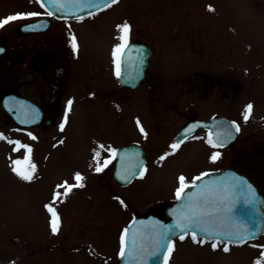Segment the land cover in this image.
Segmentation results:
<instances>
[{"label": "rangeland", "instance_id": "374dc122", "mask_svg": "<svg viewBox=\"0 0 264 264\" xmlns=\"http://www.w3.org/2000/svg\"><path fill=\"white\" fill-rule=\"evenodd\" d=\"M34 7L33 0H15V3L0 0V19L28 13ZM102 18L88 23V33L82 36L81 54L91 61L109 55L107 47L110 44L112 50L118 43L117 26L124 22L135 24L141 18L144 24L135 34L148 40L159 53L192 34L193 47L181 54L187 59L180 61L174 57L166 61L169 68H179L170 71L159 68L157 83L144 92L148 102L157 101L156 106L153 103L150 106L152 120L162 115L179 118L177 113L169 111V105L162 103L179 101L185 109L188 97L182 83L196 84L198 94L204 97L203 82L223 81L228 89L223 93L225 107L243 125L242 145L223 152V166L238 164L239 169L250 170L256 164L264 169V152L255 153L250 143L254 129L260 130L257 134L261 137L264 132V0H120ZM170 18L192 21L177 32L165 34ZM212 19L216 23L205 24ZM153 20H158L160 25L151 26ZM99 34L110 35L111 42ZM210 50L213 55L207 57ZM233 80L238 83L234 84L238 87L236 96L230 88ZM89 103L80 116L65 124L64 148L52 150L49 144L48 151L33 156L36 172L31 182L21 181L11 168L12 161L25 159V151H14L15 145L0 141V264H115L124 228L136 214L145 213L149 207L155 205L159 209L167 205L165 202L174 197L177 188L174 187L177 173L187 174L183 158H167L149 165L142 181L121 188L111 182L110 171L100 178V174L87 176L88 168L95 165L91 150L124 139V128L140 114L110 101L93 99ZM192 103L204 107L195 96ZM248 104H253L255 113L244 122L242 114ZM2 115L0 111V134L27 145L26 133L16 130ZM105 153L101 150V161ZM188 158L185 155L184 159ZM198 162L199 158L188 161L194 166ZM76 173L89 179L84 188L74 189L63 197L62 203L54 205L62 227L58 235H53L45 206L52 202L57 185L74 183ZM261 246L264 235L242 246H231L227 254L222 246L213 251L210 243L201 246L190 238L176 240L170 264H256L261 257Z\"/></svg>", "mask_w": 264, "mask_h": 264}, {"label": "flooded vegetation", "instance_id": "af4514ba", "mask_svg": "<svg viewBox=\"0 0 264 264\" xmlns=\"http://www.w3.org/2000/svg\"><path fill=\"white\" fill-rule=\"evenodd\" d=\"M9 1L10 3H15V0ZM108 10L109 9L98 13L94 18H89L86 14L82 21L76 20L75 18H50L47 17L45 13L41 19L21 20L0 29V49H3V52L0 53V111H3V98L6 95H13L25 100V108H34L38 112L34 124L26 128H19V126H17L12 116L13 113L7 119L14 127L26 133L28 146L39 153L48 151L49 144H51V149L54 150L60 147L64 148L61 141L66 131L63 130V132H61L59 125L63 122L69 100L73 103L72 110L68 113V121H72L80 116L85 107L89 105V102L93 99L99 102H114L128 111H140L137 118H132L127 127L124 128L125 135L122 137L124 139L109 146L117 150L124 145H138L139 150H144V166L146 168H148L149 165H153L155 161L159 162V158L162 155L169 153L171 151L170 145L177 141L183 128L193 121L200 120L211 122L216 118L228 117L229 119L239 122V117L232 113L230 114L229 110L225 107L226 99L223 97V93L224 90L228 89L224 86L223 81L218 83L215 81H207L209 83L203 82L201 86L204 90V97H200L198 94L199 92L197 91L196 84H190V82L182 83L181 85L186 91L185 96L188 97L186 108H182L180 102H175V100L162 103L169 105V111L177 113L179 118L170 115H162V117L158 116V119H155V121L152 120L149 114L151 109L150 106L152 107V103L156 106L157 101L148 102L144 92L146 89L151 90V86L156 82L155 79H159L157 75L159 68H163V71L179 68H169L166 65V61L174 57L179 58L180 61L187 59L186 56L181 54L193 47L191 43L194 40V36L191 34L186 39L177 41V44L171 49H169L171 47L169 46L168 49L159 53L158 49L148 40L140 34H135L136 31L140 30L139 26L144 24V21L139 18L135 24L131 23L132 32L130 43L146 44V46L151 49L152 54L147 58L148 64L144 70L145 75L143 78H141L134 87L122 84L114 75V64L110 44L106 50V54L109 55H106L104 59L91 61L88 60L84 54H81L83 45L82 36L84 33H88V23H93L96 20L102 21V15ZM42 11L43 10L36 4V7L31 9L28 13ZM37 20H43L41 23H46L48 27L40 31L32 32L23 30L25 28L24 26ZM157 21L158 20H153L151 26H159L160 24ZM168 21L166 29L163 31L165 34L177 32L181 29V26L184 27L189 25L192 20L170 18ZM146 24L150 25L148 23ZM207 25H212V23ZM3 32L5 33L4 35L2 34ZM99 35H105V40L109 39L111 42L110 35ZM162 35L164 34H161V36ZM72 36H75L78 40V53L74 52L70 46V38ZM168 38L169 37L165 38L163 41H166ZM212 55L213 52L210 50L209 53H207V57H211ZM219 55L220 51L215 55L216 59ZM100 58H103V56ZM159 64H162V66H159ZM149 79H152L154 82L149 81ZM109 82L112 83L111 86H109ZM230 83V88L232 89L231 93L236 96L238 94L236 88L238 87H235L234 84L238 83L234 80ZM136 92L139 94L136 95ZM193 96L201 103L200 106L203 105L204 107L199 108L198 105L193 104ZM156 110L158 109L156 108ZM153 111H155V108ZM137 120L141 122L147 136L139 131L136 123ZM124 124H127V121ZM208 130L207 126L197 127L193 135L206 137ZM254 132L255 133H252V140L250 142L251 147L255 150V153L264 152V132L263 137L260 135L258 136L257 133L260 132L259 129H254ZM29 133L35 136L36 139L32 140ZM55 138L58 139L55 140ZM241 141L242 138L239 136L237 143L230 146L229 149L238 148L242 145L240 144ZM96 150H99L97 146L91 151L94 152ZM217 150L221 152V158L217 162L212 163L210 157ZM223 152V148L213 149L204 139H190L187 140L174 155H169L168 158L171 160H180L183 158L184 163L187 165L184 171L188 174L184 176L191 181L192 177L201 175L204 172H215L224 169ZM129 153L138 152L134 148ZM187 154L189 158L184 159ZM108 158L110 157L106 151L103 160ZM197 158L200 159V162H198L196 166L188 163L189 160ZM237 159L238 158H236V160ZM143 160L144 158L139 157L140 162ZM102 162L103 161H101V163ZM206 162H208L209 165H206ZM114 163L115 160H113L112 164L102 173L97 174H100V178L101 176L107 175V172L110 171L111 182L120 185L113 174ZM237 166L238 164H234L228 167L239 169ZM95 167L96 164L90 167L91 172L89 176L95 175ZM189 170L191 172H189ZM247 171L249 176L260 186L264 195V169H259L255 164L253 168ZM146 175L147 172L144 174L143 178H135L134 181H142ZM180 175H183V173L179 171L176 175V184L174 187L178 186V177ZM88 179L89 177L85 178V180ZM107 184L111 183L107 182ZM174 198L175 196L167 200L171 201ZM165 207L155 209V212L164 215Z\"/></svg>", "mask_w": 264, "mask_h": 264}, {"label": "snow or ice", "instance_id": "6c2138e0", "mask_svg": "<svg viewBox=\"0 0 264 264\" xmlns=\"http://www.w3.org/2000/svg\"><path fill=\"white\" fill-rule=\"evenodd\" d=\"M42 9V12L17 13L0 19V29L21 20H35L43 18L46 13L50 18H67L70 14L76 20L82 21L85 17L80 13H87L89 18H94L120 0H33ZM49 6H51L49 8ZM57 13L61 15L58 16ZM46 23H33L25 26L24 31H40L46 29ZM118 41L112 49V60L114 64V75L118 80L135 85L143 75L144 65L148 58V50L143 47L133 46L130 43L132 26L124 22L117 26ZM70 46L78 53L79 44L75 36L70 38ZM3 49H0V53ZM72 101L69 100L63 122L59 129L63 132L68 122V113L72 110ZM23 114L29 119L23 121L35 122L38 112L34 108H24ZM253 112V105L248 104L242 114L244 122H248ZM139 131L147 136L141 122L136 121ZM197 127L202 125H191L184 130L177 141L170 145L171 151L162 155L159 159L166 160L169 155H174L187 140L204 139L213 149H221L235 139L239 133L240 126L234 122L223 125L213 124L209 127L206 137L193 135ZM32 140L36 137L29 133ZM0 141H6L15 145L14 151L23 149L26 153L25 159L12 161L13 173L24 182H31L36 172V165L32 162L33 149L19 141H14L0 134ZM63 143V141H61ZM99 150L94 151L93 159L96 164V173H102L113 160L117 159V150L111 146L98 145ZM101 150L107 151L110 158L101 163ZM221 158V152L215 151L210 157L212 163ZM121 174L119 179L128 183L133 178H143L147 168L139 161V153H124L120 157ZM213 173L204 172L192 177L191 181L184 175L178 177V187L175 198L180 202V207L172 215L174 223L168 226L153 224L135 228L136 220L122 232L120 239L119 258L128 264H170L176 251V240L184 241L190 238L194 244L203 245L210 243L213 251L222 246L224 253L230 252L231 246H242L249 240H254L260 235L261 228L256 220L260 201L256 197L255 190L247 180L230 174L217 180H208L207 177ZM74 183L64 182L57 185L53 193L52 202L47 204L46 211L49 214V227L53 235H58L62 221L61 216L54 205L63 202V197L68 196L74 189L84 188V177L76 173ZM61 189L63 191H61ZM194 190V191H189ZM123 204V201H121ZM142 223V222H141ZM131 233V234H130ZM256 264H264V246H261V257Z\"/></svg>", "mask_w": 264, "mask_h": 264}, {"label": "water", "instance_id": "95a60500", "mask_svg": "<svg viewBox=\"0 0 264 264\" xmlns=\"http://www.w3.org/2000/svg\"><path fill=\"white\" fill-rule=\"evenodd\" d=\"M51 6H49V8H50ZM58 15H61L60 13H57ZM81 14V13H80ZM68 16H72V15H68ZM137 47H140V45L139 46H137ZM144 48H146L147 50H148V53H149V55H148V57L152 54V51H151V49H149V48H147V47H144ZM147 64H148V62L146 61V63H145V65H144V67L145 66H147ZM143 71H144V69H143ZM143 76V75H142ZM142 78V77H141ZM140 78V79H141ZM139 79V80H140ZM137 84V83H136ZM135 84V85H136ZM135 85H131V86H135ZM10 99H12V98H9V97H6V99L4 100V102H3V105H4V107H5V109H6V111H9V108L10 107H8L9 105H10ZM22 105V104H21ZM21 105H16L15 106V108H17V110H18V112L20 113V114H18L17 115V118H16V121L19 123V124H21V125H25L26 123L25 122H23V121H25V118H24V114H23V109H21ZM226 123H232L231 121L229 122V121H225L223 124H226ZM238 134V133H237ZM237 134L235 135V139L233 140V141H235L236 140V138H237ZM233 141H231L230 143H232ZM230 143H228V144H230ZM230 174H234V175H237V176H239V177H241V178H243V179H245V180H247V182L253 187V189L255 190V193H256V197L258 198V200L261 202L260 203V205H259V210L257 211V213H256V220H257V223H258V225L260 226V228H261V233H260V235H258V237L257 238H259L262 234H263V232H264V199L262 198V196H261V192H260V189H259V187L254 183V182H252L246 175H244V174H241V173H239V172H237V171H235V170H224L223 172H221V173H214L212 176H210V177H207L206 178V181H208V180H217V179H221V178H223V177H226V176H228V175H230ZM189 191H194V190H189ZM180 207V202H178V201H176V202H174L172 205H170L168 208H167V210H166V217L165 218H161V217H159L158 215H155V214H148V215H142V216H139V217H137V218H135L134 220H136L137 221V224L134 226L135 228H141L142 226H144V225H147V226H150V225H153V224H158V225H163V226H168V225H171V224H173L174 223V216L172 215V213L176 210V209H178ZM133 221V220H132ZM132 221L129 223V225L130 224H132ZM142 222V223H141ZM129 225L126 227V228H128L129 227ZM131 234V233H130ZM119 264H128V262L127 261H121V260H119Z\"/></svg>", "mask_w": 264, "mask_h": 264}]
</instances>
